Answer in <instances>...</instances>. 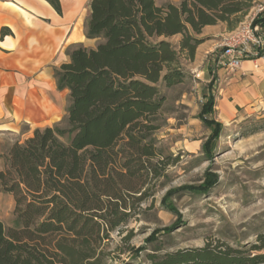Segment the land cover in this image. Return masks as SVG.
<instances>
[{"label":"trees","instance_id":"obj_1","mask_svg":"<svg viewBox=\"0 0 264 264\" xmlns=\"http://www.w3.org/2000/svg\"><path fill=\"white\" fill-rule=\"evenodd\" d=\"M46 1L61 13L59 0ZM251 2L90 0L85 35L100 41L68 49V61L53 74L57 89L68 90L65 126L35 128L3 155L0 185L13 194L16 217L9 234L0 221V264H102L98 247L107 235L102 232L127 213L119 210L123 190L132 191L141 177L135 172L156 157L148 138L159 127L154 121L165 99L159 86L183 81L180 56L194 58L204 26L224 22L233 29ZM256 23L264 24V12ZM5 33L2 29L0 37ZM175 35L181 36L178 47L168 40ZM212 111L208 97L200 112L212 127L203 146L207 154L222 128L207 116ZM146 259L149 264H264V232L249 245L208 243L147 253Z\"/></svg>","mask_w":264,"mask_h":264},{"label":"rangeland","instance_id":"obj_2","mask_svg":"<svg viewBox=\"0 0 264 264\" xmlns=\"http://www.w3.org/2000/svg\"><path fill=\"white\" fill-rule=\"evenodd\" d=\"M169 1L178 4L181 0H155L158 5ZM262 4L264 0H252L233 29L248 23ZM218 24L224 29L203 37L204 43L215 46L206 59L213 58L233 30L224 22ZM258 25L264 29V24ZM180 38L175 35L168 40L178 47ZM206 59L198 64L195 55L190 60L182 54L183 81L159 86L165 99L154 121L159 127L148 138L156 157L145 162L147 168L135 172L141 177L134 189L123 190L119 210L127 213L117 226L102 232L107 233L98 247L102 264H149L147 253L162 254L208 243L240 247L254 243L256 234L264 232V93L235 105L237 97L229 92L235 83L231 78L239 68L218 73L214 60L207 64ZM58 67L52 68L53 74ZM247 85L239 91L246 94ZM208 97L213 98V111L207 116L222 125L211 142L210 154L203 146L210 140L212 127L200 118ZM61 100L62 115L51 126H65L68 92L62 93ZM6 126L9 128L0 129V170L3 155L34 131L26 126ZM135 164L132 161L130 166L135 169ZM15 217L14 196L0 185V221L7 234L14 227Z\"/></svg>","mask_w":264,"mask_h":264},{"label":"crops","instance_id":"obj_3","mask_svg":"<svg viewBox=\"0 0 264 264\" xmlns=\"http://www.w3.org/2000/svg\"><path fill=\"white\" fill-rule=\"evenodd\" d=\"M59 2L61 13L46 0H0V36L2 29L6 32L0 37V129H8L7 124L27 130L51 126L62 115V93L68 92L57 89L52 68L68 61V48L94 47L98 40L85 35L90 0ZM223 29L222 24L206 25L198 36ZM214 47L200 43L196 62H204ZM231 79L235 105L264 93V52L244 59ZM246 84L244 94L239 90Z\"/></svg>","mask_w":264,"mask_h":264},{"label":"built area","instance_id":"obj_4","mask_svg":"<svg viewBox=\"0 0 264 264\" xmlns=\"http://www.w3.org/2000/svg\"><path fill=\"white\" fill-rule=\"evenodd\" d=\"M264 12V4L260 5L256 14L248 23H244L227 33L220 50L213 56L214 67L233 72L240 67L241 62L247 58H255L264 50V29L258 23L253 24V19Z\"/></svg>","mask_w":264,"mask_h":264}]
</instances>
